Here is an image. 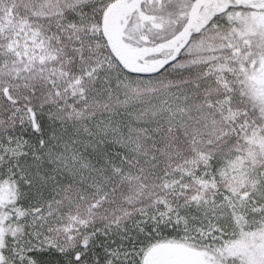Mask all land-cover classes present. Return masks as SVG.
Instances as JSON below:
<instances>
[{
	"label": "snow or ice",
	"instance_id": "obj_1",
	"mask_svg": "<svg viewBox=\"0 0 264 264\" xmlns=\"http://www.w3.org/2000/svg\"><path fill=\"white\" fill-rule=\"evenodd\" d=\"M0 264H264V0H0Z\"/></svg>",
	"mask_w": 264,
	"mask_h": 264
}]
</instances>
